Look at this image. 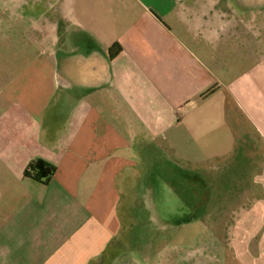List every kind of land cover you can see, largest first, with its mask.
<instances>
[{"label": "crops", "instance_id": "0c3cea01", "mask_svg": "<svg viewBox=\"0 0 264 264\" xmlns=\"http://www.w3.org/2000/svg\"><path fill=\"white\" fill-rule=\"evenodd\" d=\"M12 1L35 34L0 66V264H116L160 154L216 202L186 213L213 264H264V0Z\"/></svg>", "mask_w": 264, "mask_h": 264}, {"label": "rangeland", "instance_id": "374dc122", "mask_svg": "<svg viewBox=\"0 0 264 264\" xmlns=\"http://www.w3.org/2000/svg\"><path fill=\"white\" fill-rule=\"evenodd\" d=\"M23 1V4L36 1L35 10L30 12L25 3V6L20 5L17 13H31L35 18L44 13L48 3L47 0ZM12 4V0H0V66L5 68L15 59L10 57L14 51L10 42L12 36H15L16 43L18 36L35 34L30 26L23 24L16 25L14 31L8 28L9 20L14 17ZM49 12L45 14L49 15ZM239 45L246 48L242 41ZM162 156L156 167L150 170L148 179L138 184L137 216L122 218V224L126 226V243L116 264H213L217 251L214 245L215 218L208 217L198 224L195 217L189 218L186 213L203 207L214 210L216 202L203 200L198 185L184 177L186 170L170 167L166 155ZM168 175L173 180H168ZM152 194L154 199L149 200L147 196ZM149 205H153L156 211H150Z\"/></svg>", "mask_w": 264, "mask_h": 264}, {"label": "trees", "instance_id": "16d2710c", "mask_svg": "<svg viewBox=\"0 0 264 264\" xmlns=\"http://www.w3.org/2000/svg\"><path fill=\"white\" fill-rule=\"evenodd\" d=\"M119 52V45L113 44L108 50L109 58L115 57ZM209 93L210 92H206L205 94H203V96ZM55 170L56 168L52 164L41 159H36L31 161L26 166L23 175L24 177L30 178L34 181L40 182L42 184H47L51 177L54 175Z\"/></svg>", "mask_w": 264, "mask_h": 264}]
</instances>
